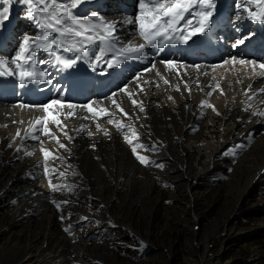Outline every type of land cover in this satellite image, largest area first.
<instances>
[{"label": "rangeland", "instance_id": "rangeland-1", "mask_svg": "<svg viewBox=\"0 0 264 264\" xmlns=\"http://www.w3.org/2000/svg\"><path fill=\"white\" fill-rule=\"evenodd\" d=\"M111 2V11L118 14L115 21H123L139 11L138 0ZM250 22L247 20L244 26L229 31L215 27L220 29L219 35H213L219 47L217 52L207 50L213 59L205 65L212 83L223 81V88H238L237 84L227 86L235 72L225 73L228 65L237 67L238 55L243 56L242 60L256 62V75L253 72L245 77L257 76L264 82L261 75L264 70L259 67L264 63L260 62L262 50H255L264 47V39L254 41L245 51L242 45L233 47L236 37ZM121 24L137 32L135 25ZM25 32L33 34L29 29ZM38 90L45 94L49 104L57 96L56 91L43 86ZM121 92L129 95L132 90ZM234 97L231 99H238V103L251 100V95L244 91L234 93ZM64 98L63 104L68 107L72 97ZM132 101L128 99L129 104H123L120 100L112 107L130 123L144 119L150 112L147 104ZM152 101L178 102L179 106L167 117L142 120L136 127L127 125L125 136L132 144L125 136L122 144L109 139L84 141L80 144L83 146L79 150L80 163L72 167L69 163L56 165L60 159L52 154L56 151L52 142L67 143V136L58 137L63 128L52 131L58 134L41 144L49 153L47 158L40 153L39 146L17 150L47 170L49 176L36 180L35 186L43 194L42 202H49V207L43 210L41 205L33 208L32 203L24 206L25 203L17 202L12 208L18 205V210H7L8 204L0 202V264L16 263L18 258L31 254L33 258L25 264H264V197L261 196L264 182L260 185L248 179L264 160V151L257 157L252 155L254 141L261 139L264 132L259 130L252 141L246 138L242 141L241 137L250 128L240 126L235 130L244 135L231 144L224 141L219 147V139L225 137L217 117L225 109L212 98L205 96L200 101L205 109L201 116L190 111L182 98L157 96ZM84 105L81 107L85 108ZM231 107V110L238 108ZM154 110L150 113L155 114L157 110ZM185 122L194 126L177 139L176 130ZM134 128L135 134L130 130ZM98 133L96 127L91 130V135ZM134 146L136 152L132 151ZM238 146L243 147L241 151ZM228 149L230 153L226 152ZM231 154H235L234 158L226 161L225 157ZM139 157L146 159L141 162ZM194 174H201L202 178H197L193 187L189 185ZM124 229L133 233L129 235ZM49 252L55 256L48 258Z\"/></svg>", "mask_w": 264, "mask_h": 264}, {"label": "bare ground", "instance_id": "bare-ground-1", "mask_svg": "<svg viewBox=\"0 0 264 264\" xmlns=\"http://www.w3.org/2000/svg\"><path fill=\"white\" fill-rule=\"evenodd\" d=\"M97 1L83 0L76 9H73V13L83 18L96 12L109 21H115L118 14L111 11V5L113 4L111 0ZM59 2H67V0H59ZM121 2L129 3V0H121ZM239 2L240 0H216V11L209 28L202 34L193 36L187 44L166 43L162 49L150 47L144 49V54L140 59H124L117 67L109 68L106 63L108 60H113L111 52L104 55L96 65L91 63L94 59L92 52L99 50L98 45H96L93 46L89 56L77 60L76 64L69 69H62L47 53L38 52L37 60L51 61L38 64L39 70L48 73L49 83L45 80L40 83H29L22 86L15 76L0 77V202L8 204L6 209L18 210V205L16 208H12V204H18L17 202L25 203L24 206H30L29 203H32L31 207L33 208L41 205L43 210L49 207V202H42L43 194L35 186L36 180H43L49 176L47 170L42 167L43 165L27 158L23 153L21 155L18 149L26 150L30 147L39 146L40 153L45 156V146L41 144L45 140H50L52 135L58 134V132L54 134L52 131L63 128V132L58 137L67 136V143L58 144L56 140L52 142L54 146L56 145V151H53V148H50V151H53V158L58 156L57 158L60 159L59 161L56 160V165L61 166L62 163H69L72 167L80 163L79 150H83V146H80V144L84 141L109 139L114 143L122 144L121 140L126 135L127 130H125V127L127 125L131 124L136 127L137 124L140 125L143 121H152L158 116L167 117L174 109L177 110L178 102L173 104L168 101H164L165 104L162 102L152 103V100L157 96L178 100L180 98L185 99L190 111H197L198 116H201L205 110L200 105L202 98L205 96L212 98L213 102H216L220 108L225 109L223 115L217 117L218 123H222V126H220L223 137H225V140L219 139V147L224 144V141L231 144V142L243 136V132L240 133V130L238 132L235 130L240 126L250 128L249 132L241 137L242 141L245 138L252 141L259 130L264 132V115H262L264 113V92L261 91V89H264V82L259 81L257 76L245 77L246 74L251 75L253 72L256 75L257 68L255 67L253 71L251 65L240 64L239 61L242 60L243 56L238 55L237 67L229 68L232 65L230 64L225 70L228 75L233 71L235 72L232 81L228 82L227 86L237 84L238 88H223V81L220 84L211 82V73L205 67L207 61L213 59L207 50L212 49L217 52V47H219L217 39L215 40L213 35H219L220 29L215 30V27H219L223 31H229V29L238 28L240 25L244 26L249 20L244 18L247 13L242 10L241 20L236 19L238 11L236 4ZM5 6L8 7L9 13L8 18L0 26V57L11 59L19 48V41L23 39L24 35H29V32L25 31L29 29L30 32H33L32 35H36L39 30L35 27L33 21L27 18V6L19 3L18 0H10L8 4H0V10ZM251 22L248 25L246 24L240 36H235L237 40L244 39V44L241 46L244 51L249 49L248 47L254 41L264 39V26ZM115 35L120 42L117 47L121 44H127L129 41L143 43V39L138 36L136 31L127 29L121 23L116 25ZM262 47H256L255 49L262 50L260 62L264 61V47ZM57 54L70 59L78 55L63 50H59ZM167 61H173L174 65L169 66L166 63ZM113 63L115 64L116 61L113 60ZM197 65L199 67H195ZM253 77L255 78L252 79ZM39 85L48 91L51 89L56 91L57 96L54 100H59L62 105L66 102L63 97H65V100L72 97L69 104L75 105V108L70 109L65 105L63 107L51 105L49 109L52 116L61 122L59 125L51 117L46 124L37 125L35 123L37 118L47 115V113H43L41 108L36 106L49 104L45 94L39 92ZM121 90H132V92H130L131 95H124ZM220 90L222 91L221 96H219ZM243 91L251 95L250 101L238 103V99L233 100L235 99L234 93L238 95ZM215 96L219 97L213 99ZM232 97L233 99H231ZM127 98L140 101L141 104H147L150 112H154V108H156L157 112L155 114L149 112L144 119L141 118L130 123L121 117L119 113H115L116 111L112 108L114 107L113 101L117 103L121 100L123 104H129ZM84 104H89L94 111L89 112L87 108H82L81 105ZM233 105H237L238 108L231 110L230 108ZM105 109L107 112L104 111ZM70 112L74 114L69 116ZM79 120H82L80 121L81 124ZM109 120H111V123ZM73 121L77 123L73 124ZM255 123L261 124L255 127ZM118 125H121V127H118ZM192 126H194V123H182V126L176 130V138H181ZM88 127L89 131L87 130ZM94 127L99 129L97 135H91V130ZM224 128L227 130H224ZM35 129L38 130L34 131ZM32 130L34 131L33 134L30 133ZM242 141L240 140V142ZM61 144L64 147H60ZM10 145L11 147H9ZM253 145L252 155L257 157L261 151H264V135L261 139L255 140ZM242 148L241 146L238 151H241ZM226 152L230 153V149ZM234 155L226 156L225 160L229 162L231 158H234ZM263 172L264 160H261L256 169L253 172L251 171L248 179L260 182L261 185L264 182ZM190 178L189 186L194 187L196 179L202 177L201 174H194ZM262 188L261 196L264 197V187ZM22 215L19 216L22 217ZM21 259L18 258L17 260L21 261ZM17 260L15 261L17 262Z\"/></svg>", "mask_w": 264, "mask_h": 264}, {"label": "snow or ice", "instance_id": "snow-or-ice-1", "mask_svg": "<svg viewBox=\"0 0 264 264\" xmlns=\"http://www.w3.org/2000/svg\"><path fill=\"white\" fill-rule=\"evenodd\" d=\"M9 2L10 0H0V4ZM18 2L27 6V18L33 21L39 33L31 36L24 35L23 39L19 41V48L15 56L11 59L0 57V77L15 76L22 86L29 83H40L48 79L46 72L39 70L38 64L51 61L37 60L38 52L47 53L62 69H69L76 64L77 60L89 56L93 46L98 45L99 50L92 52L94 59L91 63L96 65L104 55L111 52L116 63L114 64L113 60H108L106 63L109 68L117 67L124 59H140L146 47L162 49L166 43L187 44L193 36L207 31L216 11V0H138L139 11L137 14L128 16L123 21H109L96 12L83 18L75 15L73 9H76L83 0H67V2L18 0ZM236 9L238 10L236 15L238 21L242 18V10L247 13L244 18L264 26V0H240L236 4ZM8 13L9 9L6 6L0 10V26L8 18ZM118 23L135 25L138 36L145 43L129 41L127 44L117 47L120 43L115 35ZM242 44H244V39H238L233 47ZM59 50L78 55L71 59L66 58L57 54ZM166 63L169 66L174 65L173 61ZM239 63L251 65L253 71L255 70V61L240 60ZM259 67L264 70V63H261ZM261 75H264V72H261ZM261 91L264 92V89ZM113 103L116 102L113 101ZM132 103L136 104L137 101L133 100ZM51 105L64 106L59 100H53L51 104L37 105L36 107L41 108L43 113H47V115L37 118L35 121L37 125L46 124L50 117L57 125L61 123L49 112ZM116 106L119 108L118 104ZM75 107V105H68L70 109ZM83 107L87 108L89 112L94 111L90 105ZM120 110L123 112V109ZM104 111L107 112L106 109ZM73 114L70 112L68 115ZM109 122L111 123V120ZM130 130L135 132L134 129ZM125 139L129 144H132V140L127 136ZM60 147H64V145L61 144ZM42 151L44 150L42 149ZM132 151L136 152L135 146ZM44 155L47 158L49 153L44 151ZM139 159L144 162L146 158L139 157Z\"/></svg>", "mask_w": 264, "mask_h": 264}, {"label": "built area", "instance_id": "built-area-1", "mask_svg": "<svg viewBox=\"0 0 264 264\" xmlns=\"http://www.w3.org/2000/svg\"><path fill=\"white\" fill-rule=\"evenodd\" d=\"M121 228V227H120ZM127 233L129 232V235L131 234V233H133L132 231H130V230H128V229H124ZM124 231V232H125ZM126 235H128V234H126ZM122 236H123V234L122 233H120V237L122 238ZM120 238V239H121ZM145 243H147V241L145 240ZM148 244V243H147ZM26 254V253H25ZM24 254V255H25ZM55 255L53 254L52 255V253H50L49 252V254H48V258H52V257H54ZM30 258H33V255L31 254V256H26V257H23L22 259H21V261H19V262H16L15 264H25L26 262H27V260H29ZM205 259V254H203V256H202V260H204Z\"/></svg>", "mask_w": 264, "mask_h": 264}]
</instances>
